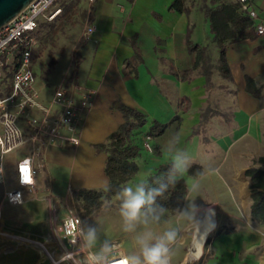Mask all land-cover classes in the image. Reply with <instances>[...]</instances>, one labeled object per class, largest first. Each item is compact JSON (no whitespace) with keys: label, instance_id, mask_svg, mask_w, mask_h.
Instances as JSON below:
<instances>
[{"label":"crops","instance_id":"1","mask_svg":"<svg viewBox=\"0 0 264 264\" xmlns=\"http://www.w3.org/2000/svg\"><path fill=\"white\" fill-rule=\"evenodd\" d=\"M175 1L96 0L93 5L96 30L80 46L76 67L69 70L64 66L54 85L48 86L36 75L44 102L50 100L65 78L69 86L80 84L95 92L81 125V143L47 144L42 148L35 161L36 189L49 182L60 190V199L56 201L60 207H53L50 212L55 233V226L72 201L69 190L74 193L78 189L108 187L110 180L105 170L108 155L97 146L107 142L125 122L122 112L115 107L121 102L148 115L144 133L155 122L169 124L165 133L154 137L152 142L160 147L161 155L144 151L137 159V177L128 186L142 184L161 164L180 156L186 158V166L180 172L187 181L189 194L179 214H162L158 221L149 215L148 222L144 223L142 218L133 231H126L124 226L117 232L108 222L93 224L89 228L96 230L97 240L93 242L96 249L103 247L104 255L110 258L117 251L108 245L118 241V251L132 256L137 254L143 234L150 233L155 240L165 231L175 230L177 241L169 246L171 263L180 264L187 253L186 238L193 230L189 258L181 264H191L201 252L198 264H264V221L253 214L249 175L250 170L264 168L259 161L264 156V34L229 43L227 59L232 80L214 69L211 86H207L206 77L198 71L191 80L181 81L178 73L191 69L196 61V55L189 51V42L208 47L215 66L219 60L215 34L203 9L235 2L184 0L189 11L181 12L170 9ZM255 7L259 12L255 24L264 23V0H255ZM133 40L142 54L137 77L125 72V61L135 54ZM249 77L261 90L258 98L247 89ZM32 151L33 147L27 146L23 156ZM17 161L10 165L12 187L16 185ZM26 203L29 208L38 205L29 198ZM211 208L215 210L214 216ZM105 209L91 220L96 221ZM239 209L241 214L237 212ZM185 212L187 216L182 215ZM207 217H212L210 223ZM209 227L202 241L196 242ZM0 231L19 243L44 245L46 264H51L56 255L43 242L28 238L39 232L21 228L20 235L7 234L1 217ZM206 240L208 245L203 251Z\"/></svg>","mask_w":264,"mask_h":264},{"label":"built area","instance_id":"2","mask_svg":"<svg viewBox=\"0 0 264 264\" xmlns=\"http://www.w3.org/2000/svg\"><path fill=\"white\" fill-rule=\"evenodd\" d=\"M58 1L67 0H34L23 12L0 29V78L4 77L2 76L4 72L10 71L12 80L11 92L3 98L0 97V186L6 183V156L26 146L33 147L31 154L18 159L14 175L16 185L5 192L1 207L5 203L13 206L21 205L25 201L27 192H35L38 173L35 161L45 145L68 143L77 146L81 143V125L87 110L93 104L95 92L80 84L69 86L68 78L63 79L56 86L48 102L42 100L41 89L33 69V52L37 47L35 33L42 19L53 21L62 12L61 5H55ZM87 1L90 6L96 2V0ZM234 2L238 3L240 10L254 22L259 19L255 0H234ZM88 14L85 39L96 30L92 11L89 10ZM255 26L258 34H264L263 22ZM153 139L149 132L143 133L141 144L144 151L153 153ZM22 178L25 181L23 184ZM17 193L22 196L17 202H10V194L14 197ZM82 230L86 231L84 220L72 197L65 216L55 226L54 235L62 251L73 254L71 259L65 257V260L73 264H82L81 251H87L79 248L81 241L77 240L75 245L69 242L79 237ZM111 244L113 245L111 250L117 253L109 260L120 264V258L126 255L118 251L120 246L118 241Z\"/></svg>","mask_w":264,"mask_h":264},{"label":"trees","instance_id":"3","mask_svg":"<svg viewBox=\"0 0 264 264\" xmlns=\"http://www.w3.org/2000/svg\"><path fill=\"white\" fill-rule=\"evenodd\" d=\"M79 2L80 0L63 1L61 4L62 12L54 19L55 21L40 22L38 29L42 25L43 27H54L56 22H58L55 32H60L68 25H76L75 18L77 15L81 13L82 18L85 19L88 13L86 9L81 11V8L78 6ZM170 9L181 12L189 11L185 7L184 0H176L171 4ZM203 10L211 23L212 31L215 34V41L220 51L218 63L216 66L213 64L208 47L189 42V51L196 55V61L191 69L179 72L178 77L181 81H189L192 79L193 73L198 71L199 74L206 77L207 86H211L214 69H217L224 78L232 80L231 69L227 59L229 43L248 38L253 39L258 33L254 20L240 10L238 3H224L214 8L209 7ZM38 29L35 33L36 38L38 37ZM132 45L135 49V54L132 58L125 61V72L127 74H134L137 77V65L142 61V54L135 40H133ZM35 55L34 50L33 58ZM56 62V60L50 62L49 68L52 69L56 65ZM247 89L253 96L260 97L261 90L250 77L247 78ZM115 107L122 112L125 122L117 131L110 135L107 142L97 146L99 150L104 151L108 155L105 170L110 180L109 185L104 189H78L73 193V200L76 207L85 220L93 219L101 210L110 207L113 199L120 196L123 188L133 182L139 172L137 159L144 152L141 144V137L144 133L142 129L149 122V117L143 111L127 106L121 102H117ZM168 125L155 122L149 133L153 137H159L165 133ZM153 153L155 155H161L160 147L154 146ZM259 161L264 164V156L259 158ZM173 162L170 161L161 164L142 183L146 189L157 188L161 184L167 185V189L156 199V204L164 210L163 212H159L158 210L159 215L168 214L173 216L179 214L189 194L187 181L181 172L175 173L174 177L170 179L169 173ZM249 175L251 176V187L253 188V214L256 217L262 218L264 221V168L250 170ZM260 189L263 191H259ZM209 229L210 227L197 238L196 242L200 243ZM207 245L208 241L205 248ZM202 254L203 252L198 254L196 260L201 258Z\"/></svg>","mask_w":264,"mask_h":264},{"label":"rangeland","instance_id":"4","mask_svg":"<svg viewBox=\"0 0 264 264\" xmlns=\"http://www.w3.org/2000/svg\"><path fill=\"white\" fill-rule=\"evenodd\" d=\"M61 4L62 2L58 1L55 5L58 6ZM55 5L53 6V8L55 7ZM78 6L81 8V11L86 9L87 12H89V10H91L93 15V6H90L87 0H80ZM88 17L89 14L87 13L86 18L83 19L80 13L75 18L77 23L76 25H68L63 31L60 32H55L58 22H56L54 27H43L42 25L38 29L39 32L38 37L36 38L37 47L35 49L36 55L33 58V69L38 78L48 86L54 85L55 82L60 79L58 77L64 66L67 67V69L69 70H73L76 67L77 55L79 53L78 51L85 39L84 36L86 33ZM46 21L47 20L45 19L41 20V22L43 23ZM53 60H56L57 62L56 65L51 69L49 68V65L50 62H52ZM9 72L10 71L4 72L2 75L4 77L0 78L1 98L7 96L12 90V80L9 75ZM26 151L27 146L17 151L9 153L6 156L7 161L5 159V166L6 169H8L6 173V183L0 186V216L1 221L3 223V231H5V233L7 234L12 233L20 235V229L27 228L35 233L39 232V235L30 236L28 238L43 242L46 245V248L53 253H64L55 240V235L52 230V220L50 218L51 208L56 207L57 209H59L60 207L59 202H56L58 201V199H60L61 195H58L60 190L53 188V185H49V182H44V186L40 189H36L34 193H26V195L29 196L25 195L26 197L23 204L13 206L5 203L4 206L1 207V203L4 200L5 192L8 189L12 188L10 165L16 163V161L20 157H22ZM42 174H45V172L42 171ZM140 180L141 177H139V181ZM62 184V182L59 183V186L61 185V188ZM58 189H60V187H58ZM69 191V194H73V190ZM67 196L68 194L66 192V195L63 198L64 203L66 202ZM28 198L33 202H37L38 205L34 206V208H29V204L26 203ZM51 201L53 204L50 206ZM121 203L122 200L120 196L114 198L111 206L107 207L96 221L85 220L81 216L84 220L86 227H92L93 224L97 223H103L104 225L105 222H108L114 225L113 227H115L117 232L120 231L121 228L126 226L122 216L120 215ZM237 212L238 214H241L240 209L237 210ZM190 233V236L186 238L187 253L181 263H183L187 258H189L188 249L193 246V230ZM44 251V245L40 246L38 244H35L34 246V244L30 245L27 243H19L4 234H0V264H46V261L44 262L43 259ZM199 262L200 258L198 260L192 261L191 264H198ZM67 264L73 263L71 261H67Z\"/></svg>","mask_w":264,"mask_h":264},{"label":"clouds","instance_id":"5","mask_svg":"<svg viewBox=\"0 0 264 264\" xmlns=\"http://www.w3.org/2000/svg\"><path fill=\"white\" fill-rule=\"evenodd\" d=\"M186 166V158L180 156L174 157V162L169 173L170 179L174 177V174L182 171ZM21 183H25L24 179H21ZM167 189V185L161 184L160 187L146 189L144 185L137 184L135 187L126 186L120 193L122 200L120 207V215L122 216L126 231H133L137 222H148V217L151 215L152 220H159V212L164 210L156 204V199L161 196ZM22 194L17 193L13 197L10 194V202H17ZM214 216V208H211ZM187 216L188 213H182ZM207 221L210 223L212 217H207ZM61 238H65L61 236ZM77 240L81 241L79 248L81 250L82 264H115L114 260H109L104 255L103 247L96 249L94 241L97 240L96 230L94 228H88L86 231L82 230L79 237L71 239V244H77ZM177 241V232L175 230H168L153 240L150 233L143 234L138 241L137 254L132 256H125L120 258V264H171L172 261V249L169 247ZM109 248L113 245L109 244ZM65 257L73 258V254H66ZM61 258V264H67V260Z\"/></svg>","mask_w":264,"mask_h":264},{"label":"water","instance_id":"6","mask_svg":"<svg viewBox=\"0 0 264 264\" xmlns=\"http://www.w3.org/2000/svg\"><path fill=\"white\" fill-rule=\"evenodd\" d=\"M33 1L34 0H0V29L23 12Z\"/></svg>","mask_w":264,"mask_h":264},{"label":"bare ground","instance_id":"7","mask_svg":"<svg viewBox=\"0 0 264 264\" xmlns=\"http://www.w3.org/2000/svg\"><path fill=\"white\" fill-rule=\"evenodd\" d=\"M65 256H66V253H61V254L59 253V254L54 255L51 258V264H61V258Z\"/></svg>","mask_w":264,"mask_h":264}]
</instances>
